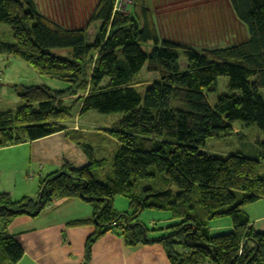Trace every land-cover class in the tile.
Listing matches in <instances>:
<instances>
[{
  "label": "trees",
  "instance_id": "obj_1",
  "mask_svg": "<svg viewBox=\"0 0 264 264\" xmlns=\"http://www.w3.org/2000/svg\"><path fill=\"white\" fill-rule=\"evenodd\" d=\"M141 1L138 17L122 13L117 0H99L87 27L101 28L90 44L87 28L63 27L34 0H0V24L12 34L0 39V55L68 86H13L20 105L0 111V150L64 132L90 162L84 168L66 164L41 179L35 197L0 195V264H18L24 254L9 225L22 216L37 218L55 199H79L93 208L91 219L68 224L96 228L86 261L93 244L113 231L127 247L160 244L170 264H264V231L243 211L264 200V153L216 158L204 151L208 140L232 136L238 123L256 127L264 148V0H227L248 40L205 50L161 39L150 6ZM149 43L154 50L147 54L142 46ZM51 50H70L72 57ZM179 53L187 61L184 70ZM144 68L159 81L138 89ZM221 77L229 93L212 107L207 96ZM71 96L80 104L79 116L94 111L121 117L103 119V132L70 129L74 106L64 98ZM104 144L115 149L101 182L92 169L105 167L95 158ZM118 196L129 201L130 213L116 211ZM147 210L168 213L170 225L149 228L141 221ZM222 219L230 220L231 231L213 235L212 223Z\"/></svg>",
  "mask_w": 264,
  "mask_h": 264
},
{
  "label": "crops",
  "instance_id": "obj_2",
  "mask_svg": "<svg viewBox=\"0 0 264 264\" xmlns=\"http://www.w3.org/2000/svg\"><path fill=\"white\" fill-rule=\"evenodd\" d=\"M34 2L41 13L45 17L49 15L50 20L54 22L87 11V9L83 11L82 3L78 0L73 2L34 0ZM98 2L99 0L97 4ZM71 5H74V9L69 8ZM163 7L161 3L150 4L160 38L187 44L188 40L196 38L197 35L203 39L209 37V29L194 26L193 19L189 17L188 20L182 16H179V20L169 18ZM65 10L68 14H63ZM231 13L234 16L232 10ZM201 20L203 21L202 18ZM229 20L235 21L231 16ZM13 84L24 87L45 85L53 91L68 89L66 84L41 77L24 61L12 59L10 56H0V102H13L18 107L20 101L14 89L9 87ZM75 123L74 120L71 122L70 129L77 130ZM78 125L80 130L89 133L99 130V128L90 130L89 126H81L79 122ZM66 164L74 168H84L90 162L64 132L1 149L0 195H9L15 201L23 197H34L38 193L40 180L61 171ZM92 216L93 208L79 199H55L37 218L22 216L15 219L9 225L8 233L24 252L18 264H170L160 244L127 247L123 238L113 231L93 244L90 259L86 261V244L96 228L69 227L68 224L88 220Z\"/></svg>",
  "mask_w": 264,
  "mask_h": 264
},
{
  "label": "rangeland",
  "instance_id": "obj_3",
  "mask_svg": "<svg viewBox=\"0 0 264 264\" xmlns=\"http://www.w3.org/2000/svg\"><path fill=\"white\" fill-rule=\"evenodd\" d=\"M73 2V0H70ZM98 0H78L82 3V9L85 13L77 15L74 17H65L58 20V24L63 25V27L68 29H86L88 34V41L90 44L95 42V39L101 28V23H94L90 27H87L90 19L93 15V12L97 6ZM144 1V0H143ZM141 0H117L118 6L123 9L124 14L130 13V11L135 12L138 17H140V7ZM146 4L150 6L151 3L154 5L161 3L164 5L163 9H166L169 18H175L179 20L180 17H184L186 20L193 19L194 26L204 27L209 29V37L202 38L198 35L194 39L188 40L187 45L199 50L205 49H225L231 46H234L236 43H243L248 39V34L246 28L238 22L234 16L231 14V7L227 0H145ZM189 4V5H188ZM130 6L132 7L131 9ZM128 7V8H127ZM68 8V7H66ZM69 8L74 9V5H71ZM127 8L126 11H124ZM70 12V11H69ZM122 12V13H123ZM169 12V13H168ZM68 14V11H63V14ZM232 17L235 21H230L229 17ZM50 19L49 15L46 18ZM203 19V21L201 20ZM198 20V21H197ZM201 20V22H199ZM199 24V25H198ZM223 24V26H222ZM168 28V27H167ZM163 28H160L162 30ZM203 29V28H202ZM158 30V28H157ZM217 30V31H216ZM196 32V30H194ZM193 33V32H192ZM196 35V33H194ZM187 36V35H186ZM12 38L11 29L6 24H0V39H10ZM163 39V38H161ZM169 41L168 39H164ZM195 45H188V44ZM142 49L145 53L150 54L154 50V46L149 43L143 45ZM50 53L53 56L70 59L72 57V52L70 50H51ZM8 56V55H0ZM180 57V67L182 70L186 69L187 61L184 56L179 53ZM10 58L15 59L10 56ZM19 60V59H18ZM22 61V60H21ZM26 63V62H25ZM33 69V68H32ZM34 70V69H33ZM35 71V70H34ZM38 74V73H37ZM42 77V76H41ZM50 79V78H48ZM51 81H56L52 80ZM140 85L137 86L138 89H144L151 83L159 81V77L155 73H149L146 68H144L139 76ZM18 84L10 85L11 89H14L13 86ZM22 86V85H20ZM24 87V86H23ZM15 91V90H14ZM16 93V92H15ZM228 92V80L225 77H221L218 80V87L216 92L208 94L207 98L209 104L213 107L216 105L218 99L227 95ZM260 94L264 98V91H260ZM17 95V94H16ZM18 97V96H17ZM65 104L68 106L73 105L71 115L73 116L72 121L74 120L75 127L77 130L81 126H89L90 130L99 128V131L103 132L105 130V121L107 119L120 118V114H115V116L108 115L103 116L94 111L89 112L83 116H79L80 104L74 105L75 97H66ZM17 105L13 102H0V111L1 110H15ZM108 117V118H106ZM112 117V118H109ZM71 121V122H72ZM78 121V122H77ZM86 132V131H85ZM96 133V132H95ZM233 135L228 138L222 137L220 139H210L207 141L204 151L209 155L216 158H226L229 155L240 153L246 157L250 158H260L259 156L264 153V148L262 147L263 136L261 132L256 127L244 128L242 124L238 123L234 126ZM114 146L109 144H104L103 147L95 151L96 160H104L105 167L99 168L94 166L92 171L98 176L100 181H103L102 172H107L113 167V151ZM261 176L264 177V161L262 163V172ZM35 197V196H34ZM114 208L120 213H130L129 201L121 196H118L114 200ZM243 211L248 215L250 221L255 225V228L258 231H264V200H261L253 205L247 206ZM141 221L144 222L149 228L152 223H156L159 228H166L170 225L169 214L159 211L147 210L141 217ZM211 230L213 235L225 234L231 231V223L229 219L217 220L212 223ZM166 232L159 234V236L166 235Z\"/></svg>",
  "mask_w": 264,
  "mask_h": 264
},
{
  "label": "built area",
  "instance_id": "obj_4",
  "mask_svg": "<svg viewBox=\"0 0 264 264\" xmlns=\"http://www.w3.org/2000/svg\"><path fill=\"white\" fill-rule=\"evenodd\" d=\"M125 10H126V9H125ZM125 10H124V11H125ZM122 12H123V9H122Z\"/></svg>",
  "mask_w": 264,
  "mask_h": 264
},
{
  "label": "water",
  "instance_id": "obj_5",
  "mask_svg": "<svg viewBox=\"0 0 264 264\" xmlns=\"http://www.w3.org/2000/svg\"><path fill=\"white\" fill-rule=\"evenodd\" d=\"M85 264V263H84Z\"/></svg>",
  "mask_w": 264,
  "mask_h": 264
}]
</instances>
